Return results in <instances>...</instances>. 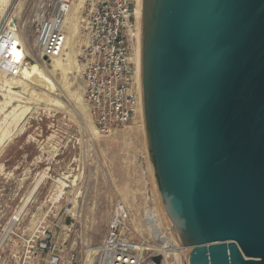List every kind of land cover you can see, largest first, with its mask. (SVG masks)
Here are the masks:
<instances>
[{
	"label": "water",
	"instance_id": "1",
	"mask_svg": "<svg viewBox=\"0 0 264 264\" xmlns=\"http://www.w3.org/2000/svg\"><path fill=\"white\" fill-rule=\"evenodd\" d=\"M139 72L186 263L264 264V0H142Z\"/></svg>",
	"mask_w": 264,
	"mask_h": 264
},
{
	"label": "rangeland",
	"instance_id": "2",
	"mask_svg": "<svg viewBox=\"0 0 264 264\" xmlns=\"http://www.w3.org/2000/svg\"><path fill=\"white\" fill-rule=\"evenodd\" d=\"M39 1L0 3V34L4 21L12 19L28 51L26 64L38 59L56 87L50 92L28 82L25 91L14 87L18 96L9 99L0 76V264H44L34 254L48 232L63 255L77 253L75 264H86L88 258L87 264H95L92 249L124 194L134 237L149 247L174 242L177 238L146 160L139 112L128 124L94 136L88 104L84 113L63 88L60 72L50 71L51 60L34 49L32 18ZM68 81L71 90L83 89L79 69Z\"/></svg>",
	"mask_w": 264,
	"mask_h": 264
},
{
	"label": "built area",
	"instance_id": "3",
	"mask_svg": "<svg viewBox=\"0 0 264 264\" xmlns=\"http://www.w3.org/2000/svg\"><path fill=\"white\" fill-rule=\"evenodd\" d=\"M72 2L40 0L34 9V49L45 59L58 56L63 49L67 33L65 15ZM133 11V0H85L82 8L78 29L82 42L77 63L84 100L101 134L128 124L141 102L133 61ZM8 39L0 34V56L9 44ZM0 61L3 63L1 57ZM0 69L11 71L8 63L0 64ZM149 213L147 210L148 217ZM113 214L96 247L95 264H155V255H161L160 264H187L186 246L175 240L162 248H150L132 235L128 211ZM34 258H42L44 264H75L78 255L73 251L63 255L48 232L38 244Z\"/></svg>",
	"mask_w": 264,
	"mask_h": 264
},
{
	"label": "bare ground",
	"instance_id": "4",
	"mask_svg": "<svg viewBox=\"0 0 264 264\" xmlns=\"http://www.w3.org/2000/svg\"><path fill=\"white\" fill-rule=\"evenodd\" d=\"M134 1L135 3H134L133 17H134L135 30H134L133 36L135 40H134V45H133V61L135 65V76H136L135 81H136V84H138V88H139L140 95H141L140 72H139V45H140L142 0H138V1L134 0ZM4 2L5 0H0V3L3 5H4ZM84 3H85V0H73V2L71 3L70 9L65 15V28H66L67 33H66V39L64 42L63 49L58 56L51 57L49 61L51 60L50 63L52 66V67L50 66L51 67L50 71L52 73L56 71L60 72V75L62 78L61 81L64 86L63 88L66 89L69 96L73 97L74 100L78 102L77 104L79 105V108L85 113L87 105L83 97V89L77 90L76 88V91L71 90L69 87L71 83H69L68 81L69 74H71L74 70L79 69V66L77 63V54L79 52V43L81 42H79L80 39L77 40V34H78L79 23H80V18H81L80 12L82 11ZM136 4H137V10L135 11ZM2 28H3L2 34L5 35L6 39L9 38L8 39L9 44L6 45L3 54L0 56L3 61V63H0V64L6 65L8 63V65H10L11 71L9 72L6 69H0V76L2 77L1 80H2L3 86L8 88L9 99H12L14 95L18 96L19 91L12 90L14 87L19 86L21 87L22 91L23 90L25 91V89L28 86V82H32L33 84L39 85L40 87H44L46 90L50 92L55 91L56 87L54 86L53 83H51V81L45 75L43 68L40 67V63L38 59H35V61L33 63H30L29 65L26 64L25 62L26 58L23 56L28 51L25 49L23 40L20 38L17 27L15 23L12 22V19L7 18L2 24ZM15 44H18V45L15 46ZM31 54H33L32 51H31ZM11 64L12 65L15 64L16 66H12ZM12 71H14L15 74H12ZM32 93L34 92L32 91ZM138 112H139V119H140L139 126H141L142 133L144 132V135H145L143 108H142V96H141V102L139 103L136 113L132 119H135ZM95 127L93 125H90L91 132L94 134V136L95 135L97 136L99 132L97 131ZM130 128H132V126H130ZM145 143H146V140H145ZM146 154H147L146 160L149 161L148 152H146ZM149 165H150L149 167L152 169V165L150 161H149ZM152 174H153V169H152ZM153 177H154V174H153ZM122 197L124 198V202L120 200L117 202L115 213L116 212L120 213L122 212V210L126 211V206L124 203H125V199L126 198L128 199V195L124 194L122 195ZM146 214H147V210H146ZM167 245H168L167 241H163V243H160L158 246H152L150 248H156V247L162 248ZM95 250L96 249H92L93 252H96ZM88 257H90L89 254H88ZM87 262H90V258L86 260V264Z\"/></svg>",
	"mask_w": 264,
	"mask_h": 264
}]
</instances>
